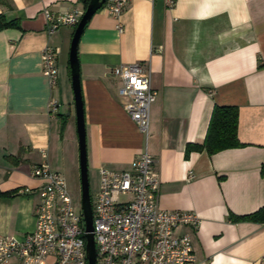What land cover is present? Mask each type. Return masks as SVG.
Instances as JSON below:
<instances>
[{
    "label": "crops",
    "instance_id": "1",
    "mask_svg": "<svg viewBox=\"0 0 264 264\" xmlns=\"http://www.w3.org/2000/svg\"><path fill=\"white\" fill-rule=\"evenodd\" d=\"M107 3L78 47L96 194L101 168L130 170L148 152L161 179V209L198 217L196 227L177 229L191 237L196 264H264V224L237 220L264 208V0H175L172 8L132 0L119 20ZM74 10L85 12V0H0V16L13 22L0 31V192L12 193L0 197V237L35 229L42 181L34 167L47 162L65 180L80 175L69 65L76 28L48 35L44 18ZM46 47L59 51L54 89L42 70ZM136 63L150 71L158 94L148 137L128 115L112 73ZM52 99L57 115L49 113ZM216 106L239 109L242 147L187 156L188 145L205 141Z\"/></svg>",
    "mask_w": 264,
    "mask_h": 264
},
{
    "label": "built area",
    "instance_id": "2",
    "mask_svg": "<svg viewBox=\"0 0 264 264\" xmlns=\"http://www.w3.org/2000/svg\"><path fill=\"white\" fill-rule=\"evenodd\" d=\"M132 0H109L107 9L116 20ZM172 8L175 0H165ZM84 12L63 15L44 12L48 35L62 27L76 28ZM121 30V26L118 27ZM59 51L46 47L42 70L50 89L58 83ZM122 86L125 109L139 130L149 136L150 110L157 100L151 73L140 63L112 70ZM60 105L51 100L49 113L57 115ZM46 158V156H44ZM156 161L148 152L140 155L130 170H99L100 186L93 201V235L97 264H196L192 240L178 234L184 226L196 227L191 212L166 211L159 206L161 179ZM33 176L42 181L35 207V229L22 238L0 237V264L18 259L20 264H87L86 227L81 204H76L66 180L47 162L34 167ZM20 193L29 194V189ZM54 261L49 263L48 260Z\"/></svg>",
    "mask_w": 264,
    "mask_h": 264
},
{
    "label": "water",
    "instance_id": "3",
    "mask_svg": "<svg viewBox=\"0 0 264 264\" xmlns=\"http://www.w3.org/2000/svg\"><path fill=\"white\" fill-rule=\"evenodd\" d=\"M108 0H91L83 17L77 25L70 47L69 65L71 70V83L75 98L76 124L79 142V170L81 184V209L86 227L87 264H97V252L93 235V205L90 194L89 168L86 145V126L84 106L82 99L80 66L78 47L82 34L92 17L107 3Z\"/></svg>",
    "mask_w": 264,
    "mask_h": 264
},
{
    "label": "trees",
    "instance_id": "4",
    "mask_svg": "<svg viewBox=\"0 0 264 264\" xmlns=\"http://www.w3.org/2000/svg\"><path fill=\"white\" fill-rule=\"evenodd\" d=\"M91 0H85V6L88 7ZM13 22H6L0 16V31L9 27ZM238 126H239V109L237 107H219L216 106L211 121L207 137L202 144L188 145L186 155L192 152L206 151L209 155H213L225 150L242 147L238 139ZM12 193L0 192V197H6ZM237 220H251L264 224V208L258 212L246 216L239 217Z\"/></svg>",
    "mask_w": 264,
    "mask_h": 264
},
{
    "label": "rangeland",
    "instance_id": "5",
    "mask_svg": "<svg viewBox=\"0 0 264 264\" xmlns=\"http://www.w3.org/2000/svg\"><path fill=\"white\" fill-rule=\"evenodd\" d=\"M89 170V169H88ZM67 184L72 196L77 200V203L81 204V184H80V175L76 180L72 178H66ZM89 182H90V194L92 203L96 197V190H97V178L93 173L89 171Z\"/></svg>",
    "mask_w": 264,
    "mask_h": 264
}]
</instances>
